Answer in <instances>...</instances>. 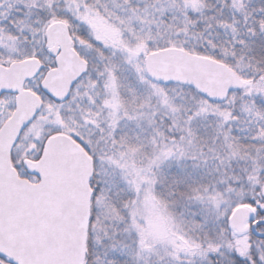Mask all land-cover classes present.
Returning <instances> with one entry per match:
<instances>
[{
    "label": "snow or ice",
    "instance_id": "obj_1",
    "mask_svg": "<svg viewBox=\"0 0 264 264\" xmlns=\"http://www.w3.org/2000/svg\"><path fill=\"white\" fill-rule=\"evenodd\" d=\"M0 264H264V0H0Z\"/></svg>",
    "mask_w": 264,
    "mask_h": 264
}]
</instances>
